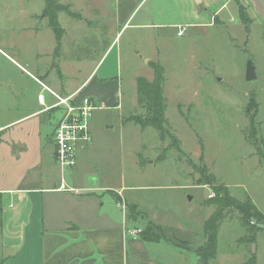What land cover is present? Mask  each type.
<instances>
[{
	"label": "rangeland",
	"instance_id": "1",
	"mask_svg": "<svg viewBox=\"0 0 264 264\" xmlns=\"http://www.w3.org/2000/svg\"><path fill=\"white\" fill-rule=\"evenodd\" d=\"M101 1L109 13L104 24L101 18L90 24L79 23L65 12L59 13V23L66 34L59 51L64 65L57 81L65 89H72L84 80L92 61L104 52L110 40L105 38L108 29L117 26L111 15L114 0ZM61 2L69 3L75 12L80 0ZM43 7V0H0V49L36 75L38 73L26 62L34 60L41 67V44L45 40L53 43ZM244 15L246 19L236 14L232 20L228 17L213 26L187 31L184 36L169 30H146L143 40L139 37L136 44L130 39V30H122L114 42L116 48L121 46L124 54L128 50L126 38L130 45L129 59H124L115 91L122 105L101 102V107L93 111L90 121L93 145L80 155L75 168L65 169L66 180L72 182L80 175L83 180L86 174H91L97 177L98 186L123 184L128 202L138 203L141 210L152 212L158 220L168 222V226L173 223L192 229L197 235L194 245L201 243L197 233L202 221L215 211V206L209 204V195L213 194L211 184L199 182L204 175L213 176L214 183L228 187L230 194L239 200L250 197L264 212V162L248 141L250 124L245 112L249 98L253 97L258 105L257 138L264 139V24L255 22L245 6ZM31 25L35 34L28 36L25 31ZM136 49L141 53L132 54ZM112 54L100 61L99 73L109 67ZM151 56L158 58L164 67L166 122L162 137L152 126L141 128L126 120L129 115L143 112L136 100L135 79L152 75L149 65L152 60L145 63ZM249 60L255 73L251 80L245 78ZM38 87L0 52L1 120L10 122L39 109ZM19 89L22 95H14ZM58 114L59 111L53 109L50 115L38 113L20 119L6 126L3 134L13 140L26 138L28 142L40 134L48 141L47 135ZM175 137L177 145L173 142ZM36 158L34 153L33 162ZM202 166L206 170L200 175L198 169ZM101 193L115 203L111 191ZM114 211L121 215V209L114 208ZM198 219H202L201 223ZM141 220L135 227L142 230L147 216ZM256 228L254 240L250 242L251 229ZM153 229L160 237L167 234L160 225L159 230ZM217 237L218 251L228 257L229 262L236 261L242 253L246 260L254 255L257 263H264V226L258 228L254 219L243 223L240 213L227 209ZM186 264H190V260Z\"/></svg>",
	"mask_w": 264,
	"mask_h": 264
},
{
	"label": "crops",
	"instance_id": "2",
	"mask_svg": "<svg viewBox=\"0 0 264 264\" xmlns=\"http://www.w3.org/2000/svg\"><path fill=\"white\" fill-rule=\"evenodd\" d=\"M238 1L246 7L255 22L264 24V0ZM59 2L70 7L69 3H63L61 0ZM113 5L112 21H115L117 26L108 29L105 38L110 40L104 52L97 60L92 61L87 76L72 89L63 88L57 81V75L59 76L64 65V61L59 58V51L66 34V29L60 25L58 19L61 12L57 16L58 23L63 29L59 47L56 49L52 31L53 43L45 40L41 44V53H39L41 67L37 61L26 62L34 72L38 73L37 75L26 70L3 50L0 49V52L21 70L22 76L26 74L38 86L33 77L41 80L60 95H69L82 88L81 92L95 100L98 106L103 102L121 106L122 103L115 91L119 85L124 59L127 58V61L129 59L130 47L128 38L125 45L128 50L125 54L121 46L116 48L117 43L114 44L122 30H130V39L136 44L139 37L143 40L146 30L157 32L169 30L177 35L178 27L183 25L184 33L180 36H184L187 31L210 27L215 23L223 22L228 17L232 20L233 16L238 15V5L235 0H114ZM105 6L106 4L101 0H88V3L80 0L77 9L74 8L79 17L73 18L76 22L85 21L88 24L92 20L101 18L100 22L104 24L105 18L109 16ZM221 15L225 18L220 17ZM43 16L48 24L47 17L44 14ZM27 32L28 36H33L34 25L25 31L26 34ZM136 50L135 53L134 51L131 53H141V50ZM108 54H112L111 63L107 69H102L99 73L98 65L105 55L108 57ZM147 60L160 63L155 56L146 58L145 63ZM152 77L153 72L147 79L151 80ZM92 81L93 84L90 83ZM22 93L19 89L14 95L19 96ZM49 98L51 101L48 100ZM45 101L47 104L53 101L47 92H45ZM36 103L39 109L19 118L10 122L0 119V264H186L189 260L190 264H203L194 250L205 242L203 223L208 217L203 221L198 219V222L202 221L201 229L197 233L201 243L194 245L197 235L192 229L182 225L175 226L173 223V226H168V222L158 220L152 212L141 210L138 203L128 202L124 197L126 186L123 184L120 187L102 184L98 186L97 177L91 174H86L83 180L80 179L81 175L77 180L73 178L72 182L66 180L65 170L62 171L55 162L51 139L59 114L51 125L47 135L48 141L40 134L33 136L32 142H28L26 138L15 140L7 138L3 132L11 123L32 115L36 116L38 113L51 114L52 110H43L44 106L37 101V95ZM91 125L89 122L92 141L84 149L77 151L74 168L80 161V155L89 151L93 145ZM34 153L37 154V158L33 162ZM138 164L143 165L139 160ZM72 174L75 175L73 171ZM61 176L74 188L73 191L57 189ZM105 190L113 193L114 204L101 193ZM121 201L125 205L134 203L138 210L146 213L147 220L162 226L167 230V234L158 241H148L139 235H131L128 230L139 226L142 218L128 217ZM114 208L121 209L120 216L116 214ZM252 257L253 264H259L254 255ZM248 260L241 253L236 261L229 262L230 259L218 251L217 237L216 254L208 264H247Z\"/></svg>",
	"mask_w": 264,
	"mask_h": 264
},
{
	"label": "trees",
	"instance_id": "3",
	"mask_svg": "<svg viewBox=\"0 0 264 264\" xmlns=\"http://www.w3.org/2000/svg\"><path fill=\"white\" fill-rule=\"evenodd\" d=\"M44 8L43 14L48 19V24L54 32L56 49L59 47L60 38L63 33V29L60 27L57 16L59 12H65L67 15L72 17H79L78 13L70 10L69 5L62 4L59 0H43ZM238 5V15L246 19L244 15V5L238 0H235ZM247 29V27H246ZM149 65L152 68L153 77L151 80L143 76H137L136 82V100L138 106L142 108V114L129 115L126 120L132 121L141 128L147 126L154 127L162 137L165 133V108L166 99L164 96V68L158 62L149 61ZM258 105L253 97H250L248 103L245 106V112L249 118V133L248 141L253 145L255 152L259 155L262 162H264V139L257 138V126L255 117L257 115ZM171 136V135H170ZM173 142L178 144L176 137ZM181 152V148L176 146ZM202 159V156L200 157ZM205 167L198 169V173L205 174ZM203 177V176H202ZM201 177V178H202ZM199 179L201 184H211L212 195L209 204L215 206V211L211 213L203 223V233L205 236V242L195 248L194 252L198 259L203 264H208L210 260L215 257L217 247V235L221 219L224 217L225 210L233 209L240 213V218L243 223L254 219L258 223V228L264 226V213L261 212L253 204L250 198L239 200L230 194L228 187L222 184L214 183L213 176L209 177L204 175V179ZM206 178V179H205ZM199 183V184H200ZM214 196V197H213ZM126 211L128 217L136 219L137 217L144 218L146 213L138 210L134 203L126 204ZM153 228L159 230V225L154 224L151 220H147V224L143 227L139 236L148 241H158L161 237L157 235ZM256 229H251L250 242H253ZM254 258L251 257L247 264H253Z\"/></svg>",
	"mask_w": 264,
	"mask_h": 264
},
{
	"label": "built area",
	"instance_id": "4",
	"mask_svg": "<svg viewBox=\"0 0 264 264\" xmlns=\"http://www.w3.org/2000/svg\"><path fill=\"white\" fill-rule=\"evenodd\" d=\"M184 29L183 25L179 26L177 35H182ZM33 78L40 86L37 101L44 106L43 110L50 111L57 109L59 111V117L51 133L55 162L62 171L72 168L76 164L77 151L84 149L91 142L92 137L89 130V122L93 111L97 107H100V105L98 106L95 100L82 93V88L77 89L69 95H60L41 80L36 77ZM45 92L53 98V101L49 104L45 101ZM56 187L59 190H74L65 181L63 176L59 178ZM122 203L121 205L126 208L125 203ZM141 231L140 227L128 230L134 236L139 235Z\"/></svg>",
	"mask_w": 264,
	"mask_h": 264
},
{
	"label": "water",
	"instance_id": "5",
	"mask_svg": "<svg viewBox=\"0 0 264 264\" xmlns=\"http://www.w3.org/2000/svg\"><path fill=\"white\" fill-rule=\"evenodd\" d=\"M255 77L254 73V67L252 65V62L249 60L246 65V70H245V78L247 80H251Z\"/></svg>",
	"mask_w": 264,
	"mask_h": 264
}]
</instances>
